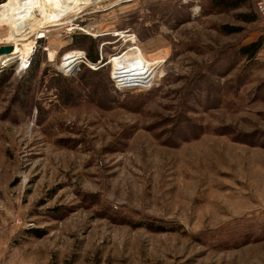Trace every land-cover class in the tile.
<instances>
[{
  "label": "rangeland",
  "instance_id": "obj_1",
  "mask_svg": "<svg viewBox=\"0 0 264 264\" xmlns=\"http://www.w3.org/2000/svg\"><path fill=\"white\" fill-rule=\"evenodd\" d=\"M97 1L55 3L62 24L37 40L25 93L27 69L10 62L20 54L0 62L11 72L0 90V264H264L256 0L234 10L211 0ZM14 2L0 3V45L19 23ZM250 11L255 20L238 19ZM121 30L131 36H115ZM74 34L95 38L102 61L132 44L165 61L149 84L117 90L114 63L57 69L84 51L71 46ZM260 38L252 57L241 55ZM150 220L166 230L126 223Z\"/></svg>",
  "mask_w": 264,
  "mask_h": 264
},
{
  "label": "bare ground",
  "instance_id": "obj_2",
  "mask_svg": "<svg viewBox=\"0 0 264 264\" xmlns=\"http://www.w3.org/2000/svg\"><path fill=\"white\" fill-rule=\"evenodd\" d=\"M58 1L62 0H15L11 9L14 13V17H19V23L15 27L7 29L2 35V39H7L2 43H7V41H9L10 44L7 46H11V50L8 51L6 45H0L2 48L0 51V62L2 59L16 54H20L19 56L22 57L27 55L29 51L33 49L34 38L29 39L30 36H27L29 34V26H31L29 28L32 29L35 24L36 27L34 28V31H36V33H42L47 31L46 28L50 26L62 24L57 23L56 18L51 15L52 7H54L55 3ZM78 1H85L88 3V1L91 0ZM102 1L105 0H98L96 4H99ZM31 12L35 15L33 16ZM116 34L123 36L126 35L123 32H117ZM41 36H45V34H40V37ZM55 53L56 52L53 50L48 51L50 61H54ZM80 54L76 53L68 56L64 65L59 68L69 69L76 62ZM162 61H165V58L149 57L135 44L129 45L126 48V51L116 54L110 59V63H114V65L118 67L117 71L115 69L114 72L119 76L121 75L122 78L123 76L127 77L130 75L129 78L134 82L132 84H135L136 86L146 85L147 83L149 84L153 78L156 64ZM145 66H148L149 68L144 69ZM150 66L154 67L152 68Z\"/></svg>",
  "mask_w": 264,
  "mask_h": 264
},
{
  "label": "trees",
  "instance_id": "obj_3",
  "mask_svg": "<svg viewBox=\"0 0 264 264\" xmlns=\"http://www.w3.org/2000/svg\"><path fill=\"white\" fill-rule=\"evenodd\" d=\"M3 1L4 0H0V3H2ZM211 5L213 7L220 8V9H226V10L228 9L234 10L242 6L252 8V0H211ZM237 17L238 19L242 21L249 22V21L255 20V13L254 12L252 13L251 11L244 12V13H238ZM221 28L222 30H224L223 32H226L228 34L239 30V27L230 26V25H223ZM71 46L82 48L85 51L86 56L90 61L95 62L99 58L97 40L95 38H92L85 34H74L71 36ZM260 47H261V38L254 42L244 45L243 47H241L239 52L241 53V55L250 58L256 53V51ZM38 65H39V59L35 58V56L33 55L30 61V66L27 69L28 79H25V83L20 85V90L24 91V93L29 88L30 80L32 76L34 75V72L37 70ZM10 73L11 72L8 70H4L0 72V90L4 87V85L9 80ZM126 223L131 224L133 227L142 226L150 231L166 230L162 225L156 223V221H153V220L134 222V223H132L131 221H126ZM41 231L42 230L40 229H34L31 232L35 236H41L42 234Z\"/></svg>",
  "mask_w": 264,
  "mask_h": 264
},
{
  "label": "built area",
  "instance_id": "obj_4",
  "mask_svg": "<svg viewBox=\"0 0 264 264\" xmlns=\"http://www.w3.org/2000/svg\"><path fill=\"white\" fill-rule=\"evenodd\" d=\"M256 8H257V11L260 15V17H262L264 19V0H256ZM73 29V23L72 21H70L69 25H67L66 29ZM121 31H124L123 33H125L126 35L123 36V35H117L115 33V36H122V37H128V36H131L126 30H121ZM120 32V31H118ZM46 31L42 32V33H37L35 38H34V43H33V49L31 51H29V53L27 55H24V56H18L17 58H14L13 60H11L10 62H16V68H17V71H20V70H26L29 68L30 66V61H31V55H33L34 53V50H35V45H36V42L38 39H41L43 38L44 36H41L40 37V34H45ZM131 39V38H130ZM102 47V44L100 45ZM81 54L79 55V57L77 58L76 62L69 68V69H62V68H59V66L57 67L58 70H63V71H71V72H74V71H78L80 69V66L82 65H85L87 67H89L90 69L92 70H97L99 67H102L104 65H108L110 63V59H104L103 60V56L101 55V53H99V58L95 61V62H92L90 60H88V58L86 57V54L84 51H81ZM63 56V55H62ZM10 62H7L6 64L2 65L0 67L3 68L4 66H6L8 63ZM110 76H111V80L113 82V86L115 89L117 90H120V89H125V88H132V87H135L136 85L135 84H132L134 83L130 77V75H128L127 77L123 76V78L120 76L117 75V73H114L113 74V70L111 68V73H110ZM141 86V85H140Z\"/></svg>",
  "mask_w": 264,
  "mask_h": 264
},
{
  "label": "water",
  "instance_id": "obj_5",
  "mask_svg": "<svg viewBox=\"0 0 264 264\" xmlns=\"http://www.w3.org/2000/svg\"><path fill=\"white\" fill-rule=\"evenodd\" d=\"M2 50V48L0 47V51ZM7 50L10 51L11 50V46H7Z\"/></svg>",
  "mask_w": 264,
  "mask_h": 264
},
{
  "label": "crops",
  "instance_id": "obj_6",
  "mask_svg": "<svg viewBox=\"0 0 264 264\" xmlns=\"http://www.w3.org/2000/svg\"><path fill=\"white\" fill-rule=\"evenodd\" d=\"M264 50V49H263Z\"/></svg>",
  "mask_w": 264,
  "mask_h": 264
}]
</instances>
